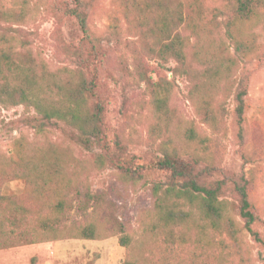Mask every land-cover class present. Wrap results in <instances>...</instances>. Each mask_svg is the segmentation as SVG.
<instances>
[{
  "label": "rangeland",
  "instance_id": "rangeland-1",
  "mask_svg": "<svg viewBox=\"0 0 264 264\" xmlns=\"http://www.w3.org/2000/svg\"><path fill=\"white\" fill-rule=\"evenodd\" d=\"M66 1L72 5L74 0ZM30 4L40 8L36 22L21 27L31 55L47 66L52 78L65 82L79 60L83 34L75 19L56 9L55 0H30ZM130 9L122 0H83L90 27L102 37L116 19L122 27L118 46L102 42L99 85L111 147L119 136L128 156L135 157V178L110 165L97 168L96 156L78 146L63 123L54 121L41 131L29 124L34 115L25 106L0 108V168L8 164L0 177L2 193L46 216L47 208L63 195L68 210L62 222L68 227L93 224L97 233L94 239L65 236L3 249L0 264H123L131 255L140 264H154L160 257L178 254L181 258L173 264H264V247L253 241L238 215L236 192V184H247L261 219L254 228L264 239V62L241 66L234 86L227 91L221 87L211 106L215 121L205 125L189 99L193 83L175 75V63L163 67L147 54L136 23L126 18ZM258 42L264 51V32ZM163 84L170 89L172 135L193 123L209 139L217 169L213 181L225 187L223 198L239 231L237 241L227 233L209 231L204 237L191 228L162 233L153 224L151 183L165 182L167 175L141 167L161 157L158 147L165 128L152 100ZM240 87L247 89L242 122L236 101ZM23 157L31 163L28 177H23ZM127 236L131 244L124 246L121 239Z\"/></svg>",
  "mask_w": 264,
  "mask_h": 264
},
{
  "label": "trees",
  "instance_id": "trees-1",
  "mask_svg": "<svg viewBox=\"0 0 264 264\" xmlns=\"http://www.w3.org/2000/svg\"><path fill=\"white\" fill-rule=\"evenodd\" d=\"M143 1L122 0L132 8L127 10L126 18L136 23L134 28L145 42L148 55L163 67L175 63V75H183L193 83L189 99L199 110L203 124L214 123L211 106L221 87L227 91L234 86L241 66L264 62V51L258 42L264 32V0ZM55 4L57 10L76 20L83 34L79 60L65 82L52 78L47 66L36 62L21 29L36 22L40 8L31 6L30 0H0V108L25 106L34 115L28 119L29 124L41 131L54 121L63 123L72 130L71 139L96 156L97 168L110 165L135 178V157L128 156L119 136L115 147H111L99 85V65L105 48L102 42L118 46L122 27L116 19L102 37L90 27L83 0L72 1L73 6L66 0H55ZM152 14L154 21L150 22ZM166 84L153 93L152 100L156 117L165 128L158 147L161 157L149 167H141L167 175V181L151 183L153 224L162 233L191 228L204 237L209 231L227 233L237 241L239 231L223 198L225 187L213 181L217 169L209 152V139L193 123L172 135L173 112ZM246 96L247 89L240 87L236 101L241 122ZM24 157L23 177H28L26 169L31 163ZM5 165L0 168V177ZM236 192L240 198L238 215L245 229L255 243L264 247V239L254 228L261 219L249 199L247 184H236ZM65 200V196L58 195L56 204L47 208L49 217L4 195L0 185V250L65 236L96 238L93 224L68 227L62 222L68 210ZM121 240L124 246L131 244L129 236ZM180 258L179 254L160 257L154 264H173ZM123 264L140 262L131 255Z\"/></svg>",
  "mask_w": 264,
  "mask_h": 264
}]
</instances>
